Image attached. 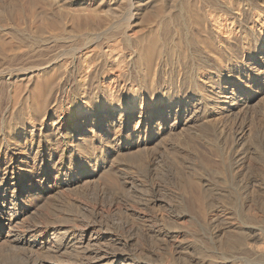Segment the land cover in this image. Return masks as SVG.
<instances>
[{"label":"bare ground","instance_id":"obj_1","mask_svg":"<svg viewBox=\"0 0 264 264\" xmlns=\"http://www.w3.org/2000/svg\"><path fill=\"white\" fill-rule=\"evenodd\" d=\"M45 1L50 11L42 17L30 9L24 27L0 12V264H192L189 252L202 248L192 224L183 226L188 211L165 203L167 194L155 197L156 183L148 188L141 180L167 175L170 163L184 174L189 164L182 190L202 223L217 226L221 218L211 214L214 191L216 208H231L226 175L217 185L197 167L214 170L220 160L235 180L253 170L247 139L253 111H264V0H126L125 12L110 5L106 17L100 8L81 17ZM259 167L240 181L245 193L264 190ZM107 181L112 194L104 200ZM67 193L92 201L91 219L60 209L48 215ZM71 199L65 208L84 210ZM125 201L142 203L153 225L127 226L122 239L105 221L129 211ZM163 205L169 216L159 213ZM244 213L237 227L210 232L218 241L241 239L208 256L201 251L203 264H242L238 248L264 263L263 217L250 204ZM137 233L157 240L161 254L132 251ZM6 252L28 261L6 259Z\"/></svg>","mask_w":264,"mask_h":264},{"label":"rangeland","instance_id":"obj_2","mask_svg":"<svg viewBox=\"0 0 264 264\" xmlns=\"http://www.w3.org/2000/svg\"><path fill=\"white\" fill-rule=\"evenodd\" d=\"M10 1V2H9ZM34 1H35V3H34ZM0 0V12H2L3 11V13H4V17H6V18H8L7 16H9V18H11V19H9V21L11 22V20H12V22L14 21L15 23H16V21H20V22H18L17 23V26H20V27H24V25H26V23L28 24V22H30V18L32 17L31 15H30V13L31 12H35L34 14H36L37 16H42L43 17V15H44V12H46L47 10L48 11H50L48 8H45L46 7V1L45 0ZM57 1H59V4L60 5H62V7L64 6V9H69L68 10V12H67V10L65 11L64 9H62V10H64V11H62V12H60L61 10H58L57 8H56V6L55 7H53V9L54 10H56V11H54V13H58V12H60L59 14L60 15H62V16H64V15H66V12H67V14L68 13H70V14H74V15H76V14H79V13H81V17H82V15L83 14H85L84 13V11H86V10H88V8H90V10H93V11H99V13L101 12V10H103L102 12H101V16H103V17H106V13H105V11H106V9H107V6H110L111 5V8H113L112 10H116V11H119L120 13L119 14H122L123 12H125L126 10H124L125 8H127V6L126 5H128L127 4V1L126 0H110V2H109V0H57ZM66 1V2H65ZM71 1V2H70ZM27 2H29V3H27ZM31 2V3H30ZM32 2H33V6H32ZM64 3V5H63V3ZM43 3V4H42ZM102 3V4H101ZM100 5V6H99ZM92 6V7H91ZM123 6H124V9H123ZM67 7V8H66ZM56 8V9H55ZM101 10H100V9ZM6 9V10H5ZM30 9H32L31 10V12H30ZM85 9V10H84ZM21 10V11H20ZM83 10V14H82V11ZM90 10H88L87 11V13H89L90 12ZM120 10H123V12L122 11H120ZM5 11H8V12H6L5 13ZM58 11V12H57ZM65 12V13H64ZM72 12V13H71ZM2 13V14H3ZM64 13V14H63ZM7 14V15H6ZM27 14V15H26ZM39 14H41V15H39ZM43 14V15H42ZM72 14V15H73ZM118 14V15H119ZM45 15H46V13H45ZM44 15V16H45ZM56 15H58V14H56ZM27 16H28V19L29 20H27ZM59 16V15H58ZM78 16H80V14L78 15ZM25 18V19H24ZM15 19V20H14ZM22 20V21H21ZM27 22H26V21ZM9 22V23H10ZM22 22L24 23V22H26V23H24V24H22ZM21 23V24H20ZM257 111H253V112H256L255 114L254 113H252V114H254V116H253V118H254V120H253V122H254V125L255 126H253V131H252V134H251V137L252 136H254V137H252V138H250V141H249V139H247L248 141H247V143H248V145L251 147V148H253V150H252V152L251 153H249V155H251V158L252 159H254V161L251 159V158H249V155L247 156L248 158H247V162L248 163H250L251 162V164L253 165V167H252V169L253 170H251V172H249V171H247L246 173L248 174V172H249V174L247 175L246 174V176H251V175H255L256 173V169L260 166V167H264L263 166V164H264V111H263V109H261L262 111H259L260 109H256ZM257 112H260V114L259 113H257ZM262 114V115H261ZM257 126V127H256ZM256 127V128H255ZM251 139H253V140H251ZM253 141V142H252ZM252 146H255L256 147V149L258 150H256L254 147H252ZM256 150V151H255ZM256 152H257V154H256ZM255 153V154H254ZM257 155V156H256ZM252 160V161H251ZM219 161V162H218ZM216 162H218V163H216ZM215 163L216 164H212V168L214 169V170H201V167H197V169L198 168H200V169H198V172H199V174L200 173H204L205 175H206V177H208L207 179H210V177H212V175H213V177H212V179H211V181L213 182L215 179H216V182L218 181V180H221V182H222V179H223V177L224 178H226L227 177V179H228V184L227 183H224L223 184V189H226V191H227V196L228 195H230V196H228L229 198H230V200L232 201H229V202H231V208L228 210L227 208H219V209H217L216 207H218V206H216L217 205V202L216 201H219L218 200V198H216L217 197V195H215V194H217V192H215L214 191V193L215 194H210V195H212V197L209 195L208 196V198L215 204V206H214V204H212V206H213V208L212 209H210L211 210V214L213 215V214H217V216H219V217H221V218H219V221H218V223H220V224H218L217 223V226H216V224L215 225H212V226H209V228H212V227H214L215 226V228H212V229H210L209 230V228H208V226L207 225H205V223L203 224L202 223V221H203V219H201L202 218V216L201 215H199V213H198V211H196V210H194L193 208H192V210H191V207H189L188 205H187V199H186V195L184 194V185L187 183V178H186V174L187 173H190L191 172V170L192 169H194L193 167H191L192 165H189V164H186L185 166L187 167L188 166V168H192L191 170L190 169H188V171L186 170V174L184 173H181V174H178V167L176 166V164H169V166H168V173H167V175L165 176V175H160V176H162L161 178H160V176H158V175H156V177H158V178H153V180L151 181L150 179H147V178H145L146 179V182H144L145 181V179H144V181H143V179L141 180L144 184H147L148 182V184L147 185H149V186H147L148 188L149 187H151V185H150V183H156V186L157 187H159L158 188V190L157 191H159V192H161L160 194H159V192H157L158 194H155V197H159V199H161V197H162V199L161 200H163L164 198H165V196H167L166 197V200H164V202L165 203H167L168 202V200H170L169 202H175L174 204H172V206L174 207V206H177V211H178V209L180 208V210H184L185 212H187L188 213V216H187V218L185 219V220H183V222H184V224H183V222H182V224H183V226H186V227H190V224H192L191 225V227H190V229L196 234V238H197V240H200L199 241V243H198V245H200V248H202V249H200V250H198V251H193V252H189L190 253V255H189V257H192V258H194V259H196V260H193L194 262L192 263V264H203V260H204V257H205V260L204 261H208V258H206L208 255H210V254H212L213 252H216V251H218L219 249H221L222 247H224V248H226L227 246L226 245H228V243L230 244V243H238L239 241H240V237L238 238V236L239 235H235L234 237H236L235 239L234 238H231V239H227V237L226 238H224L223 240H221V241H218V240H216V239H212L211 237L212 236H210V235H212V233H210V232H212V231H217L218 229H217V227L219 228V230L220 231H222V230H224V229H226L229 225H231V226H238V224L240 225L241 224V222L243 221V216L245 215V213H244V209H245V207L248 205V204H250V205H254L255 206V208L258 210V212L260 213V215L263 217V221L261 222L262 224H260V226H262V228H263V230H262V232H263V234H264V190H262V191H259V192H256L255 191V194H249V193H245V191L243 190V189H241V183H240V181L241 180H243V178L244 177H246V176H244L245 175V173H243L241 176H239V177H237V180H235V179H233V177H231L230 176V170H229V167L230 166H227V167H224V166H226V165H224L223 163L222 164H220L221 163V161L220 160H217ZM196 163V162H195ZM171 165H173V166H171ZM217 165V166H216ZM216 166V167H215ZM219 166H221V167H223V168H221V167H219ZM219 167V168H218ZM259 167V168H260ZM216 168H218V170L216 169ZM224 168H226V171H223V169ZM231 168V167H230ZM171 169V170H170ZM222 169V171H220ZM229 171H228V170ZM216 170V171H215ZM190 171V172H189ZM229 173H228V172ZM216 172H218L217 174H216ZM220 172H221V174H223V175H220ZM223 172V173H222ZM192 173H193V171H192ZM178 174V175H177ZM204 174H202L201 176H204ZM225 174V175H224ZM181 175V176H180ZM186 175V176H185ZM208 175H210V177L208 176ZM214 175L217 177H215L214 178ZM165 176V177H164ZM220 176H222L221 177V179H218V178H220ZM126 176L125 175H122L121 176V183L125 180L124 178H125ZM205 177V176H204ZM205 177V178H206ZM123 178V179H122ZM142 178H144V177H142ZM213 178H214V180H213ZM108 180H110L111 181V177H109V178H107ZM140 179V178H139ZM155 179V180H154ZM218 179V180H217ZM158 180H159V182H158ZM162 180H164V181H162ZM151 181V182H150ZM184 181H185V184H184ZM103 182V181H102ZM101 182V185H103V186H105V187H103V188H106V189H108V191L106 192V193H108V197L106 196V197H104V198H102V199H104V200H106V199H110V196H111V192H112V190L110 189L111 187H110V185H109V183L110 182H108V183H102ZM158 182V183H157ZM219 182L220 181H218V184L217 185H219ZM220 182V183H221ZM183 185H182V184ZM109 186H108V185ZM162 184V185H161ZM225 184H227V185H225ZM180 185V186H179ZM224 185L226 186V188L224 187ZM107 186H108V188H107ZM220 186H221V184H220ZM219 186V187H220ZM100 187H102V186H100ZM94 188V186H91L90 187V189H89V191H91L92 189ZM183 189V190H182ZM241 189V190H240ZM161 190V191H160ZM99 191V187H95L90 193L91 194H97V192ZM164 191V192H163ZM170 191V192H169ZM163 192V193H162ZM231 192V193H230ZM87 193L88 192H86V195H87ZM89 194V193H88ZM164 194V196H162ZM167 194V195H166ZM67 195H69V196H67ZM84 194H80V196L79 195H70L69 193H67L66 194V198L67 199H71V200H77L78 202H82V204H85V206L83 205V208H84V210H75L73 207L71 208V207H69V206H67L66 205V208H65V204H68V201H66V198L65 199H56V202L53 204L54 206H52L51 208H50V210H49V212H48V215L50 214V212L51 211H58V209H60L58 212H65V213H68V214H72L73 213V215H80V214H82V212H83V214H82V217H83V215L84 214H86L84 217H85V219H88L89 220V217L92 215L91 213H92V208H90V207H92V201H88L89 199H85V198H83L84 196H83ZM182 195V196H181ZM215 195V196H214ZM78 196V197H77ZM139 196V195H138ZM174 196V197H173ZM214 196V197H213ZM69 197V198H68ZM76 197V198H75ZM82 197V198H81ZM139 197H141V196H139ZM164 197V198H163ZM75 198V199H74ZM95 198H96V196H95ZM229 198H227V200H229ZM137 199V200H136ZM136 199H134L135 200V202L136 203H139L140 204V199L138 198V197H136ZM215 199H217V200H215ZM233 199V200H232ZM100 200H101V198H100ZM172 200V201H171ZM58 201V202H57ZM60 201V202H59ZM126 202V201H125ZM168 202V203H169ZM182 203L183 204V206L184 207H182V204H179V203ZM216 202V203H215ZM60 203V204H59ZM73 202H71L70 204H72ZM134 201L132 202V201H127L126 202V204H128L127 205V207L129 208V211H127V212H125L128 216H129V214L130 213H132V214H130V216L127 218V215L125 214V213H123V215H119V213H118V215H115V213L114 214H112V215H110L109 217H107L108 219H106V226H105V229H108L109 231H111V233H114V234H116L117 235V232L119 233L118 235H120L119 237H122V239H124V238H126V237H124V236H128L127 234H124V232H126V231H124L123 229L124 228H128V227H130V226H132V225H142V224H144L145 223V226H147V227H151L152 225H153V223L151 222L152 220L150 219V220H147V216H149V215H151V212L150 211H147V210H145L144 211V213H143V210H144V208H142L141 206H142V203H141V206L139 205V206H135L134 204ZM234 203V205H235V207H234V205L232 206V204ZM59 204V205H58ZM92 204V205H91ZM170 205H171V203H169ZM56 205H58V206H56ZM133 205V206H132ZM180 205H181V207H180ZM188 207H187V206ZM90 206V207H89ZM130 206V207H129ZM165 206V207H164ZM53 207L55 208L56 207V210H54L53 209ZM59 207V208H58ZM161 207V208H160ZM159 207V213L160 214H167L168 216L171 214V212H170V214H169V210L171 211V208L170 207H168V206H166V205H163V206H160ZM163 207V208H162ZM234 207V208H233ZM89 208V210H87V209ZM124 208V207H123ZM142 208V209H141ZM169 208V209H168ZM175 208V207H174ZM183 208H187L188 210H185V209H183ZM68 209V210H67ZM85 209H86V211H85ZM217 209V210H216ZM227 209V210H226ZM190 210V211H189ZM213 210V211H212ZM225 210V211H224ZM77 211H79V212H77ZM81 211V212H80ZM91 211V212H90ZM142 211V212H141ZM183 211V212H184ZM193 211V212H192ZM196 213H195V212ZM90 212V213H89ZM135 212V213H134ZM148 212V213H147ZM191 214H190V213ZM225 212V213H224ZM229 212V213H228ZM232 212H233V214H235V216H231V214H232ZM79 213V214H78ZM145 213H147V214H145ZM91 214V215H90ZM120 214H122V213H120ZM124 214L126 215V216H124ZM134 214V215H133ZM138 214H140V215H142L141 217H143V216H145V220H146V222L147 221H149V222H143V223H141L142 221H144L143 219H142V221L141 222H138L137 221V219H138ZM189 214H190V216H189ZM192 214H193V218H192ZM237 214V215H236ZM135 217H133V216ZM226 215V216H225ZM81 216V215H80ZM87 216H89V217H87ZM112 216V217H111ZM199 216H200V218H199ZM236 216H237V219H236ZM36 217V219L37 218H39V216H35ZM34 217V218H35ZM133 217V218H132ZM192 218V219H189V218ZM227 217V218H226ZM137 218V219H136ZM223 218L225 219V221L223 220ZM90 219H91V217H90ZM128 219V220H127ZM133 219L135 220V221H133ZM201 219V220H200ZM194 220V221H193ZM220 220H222V225H221V222H220ZM31 221H34V220H31ZM236 221V222H235ZM29 223H31L30 222V220L28 221ZM134 222H136V223H134ZM191 222V223H190ZM231 222V223H230ZM233 222V223H232ZM127 223V224H126ZM130 223H133V224H130ZM137 223H139V224H137ZM149 223V224H148ZM152 223V224H151ZM126 224V225H125ZM203 224V225H202ZM233 224V225H232ZM236 224V225H235ZM151 225V226H150ZM188 225V226H187ZM205 225V226H204ZM220 225H221V227H220ZM122 226H124V227H122ZM128 226V227H127ZM168 226V225H167ZM207 226V227H206ZM223 226V227H222ZM259 226V227H260ZM108 227V228H107ZM111 228V229H110ZM122 228V229H121ZM195 228V229H194ZM221 228V229H220ZM261 228V229H262ZM214 229V230H213ZM120 230H122V232L120 231ZM7 234V233H6ZM140 234V235H139ZM142 233H137V234H135L134 235V238H135V240L134 241H141L140 243H139V245H132L131 246V248H132V251H136L137 253H139V254H141V253H143V255H146L145 254V252H147V254H148V256L150 255V253H154V252H158V253H160L161 254V252H159L160 250H161V247L159 246V243H158V245H156V243H157V240H155V239H152V238H150L155 244H153V242L152 241H150V239L148 238V236L147 235H145V236H143V234L141 235ZM10 236H12V235H10ZM138 237V238H137ZM141 237H143L144 239H142ZM148 239H146V238ZM139 238H141V239H139ZM144 240V241H143ZM230 240L232 241V242H230ZM104 243H107V246L108 247H110V245L112 246L114 243H116V242H114L113 240H105V242ZM109 243V244H108ZM142 243V244H141ZM144 243V244H143ZM146 243H147V245H146ZM152 245H150V244ZM226 244V245H225ZM115 245V247L117 246H119L120 247V245L119 244H114ZM142 245H146L145 247L143 246L142 248L144 249H142V248H140ZM264 245V244H263ZM138 246V247H137ZM151 246V247H150ZM155 246V247H154ZM157 246V247H156ZM158 246L160 247V248H158ZM134 247H135V249H134ZM137 247V248H136ZM149 247V248H148ZM152 247H154V248H152ZM120 248H122V247H120ZM123 249V248H122ZM138 249V250H137ZM142 249V250H141ZM151 249V250H150ZM153 249H155V251H153ZM130 250V249H129ZM151 252H150V251ZM163 250V249H162ZM142 251V252H141ZM149 251V252H148ZM204 252V254L205 255H207V256H205L202 252ZM236 252H239V253H237V256H238V260L242 263V264H264V263H261L260 261L258 262V257L257 256H255L254 254H251V253H248V251H244V250H242V248H241V250L238 248L237 250H236ZM182 253H185V252H182ZM188 253V254H189ZM192 253H194V255L193 256H191L192 255ZM203 255H202V254ZM218 253V252H217ZM241 253V254H240ZM20 254L21 255H19V253L18 254H13V253H8V252H6L5 253V257H6V259H9V260H11V257H12V260H19L21 263H25V260H26V262L28 261V258L27 257H25L24 256V253H21L20 252ZM187 254V255H188ZM197 254V255H196ZM201 254V256H199ZM9 255V256H8ZM46 255V254H45ZM147 256V255H146ZM196 256V257H195ZM204 256V257H203ZM16 257V258H15ZM20 257V258H19ZM199 257V258H198ZM19 258V259H18ZM22 258V259H21ZM25 258V259H24ZM43 258H48V257H43ZM146 258H150V256L149 257H146ZM202 258V259H201ZM0 259H1V255H0ZM24 259V260H23ZM154 259V258H153ZM198 259V260H197ZM18 261V262H19ZM183 260H179V261H176V262H178V263H174V264H188V263H186L187 262V260H186V262H185V260L182 262Z\"/></svg>","mask_w":264,"mask_h":264}]
</instances>
